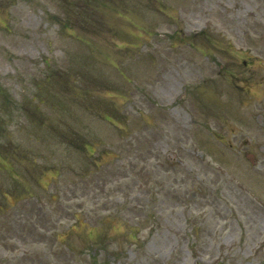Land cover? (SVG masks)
I'll list each match as a JSON object with an SVG mask.
<instances>
[{
  "label": "rangeland",
  "instance_id": "obj_1",
  "mask_svg": "<svg viewBox=\"0 0 264 264\" xmlns=\"http://www.w3.org/2000/svg\"><path fill=\"white\" fill-rule=\"evenodd\" d=\"M0 264H264V0H0Z\"/></svg>",
  "mask_w": 264,
  "mask_h": 264
},
{
  "label": "flooded vegetation",
  "instance_id": "obj_2",
  "mask_svg": "<svg viewBox=\"0 0 264 264\" xmlns=\"http://www.w3.org/2000/svg\"><path fill=\"white\" fill-rule=\"evenodd\" d=\"M245 64V62H243ZM255 63H258V59L254 58V76L255 74L257 73L258 69L257 67L255 66L256 64ZM255 87V86H254ZM75 220H78V219H75Z\"/></svg>",
  "mask_w": 264,
  "mask_h": 264
}]
</instances>
